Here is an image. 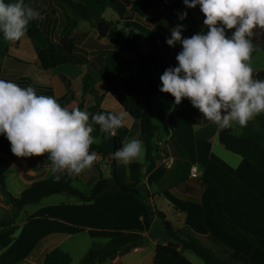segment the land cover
<instances>
[{
	"label": "crops",
	"instance_id": "obj_1",
	"mask_svg": "<svg viewBox=\"0 0 264 264\" xmlns=\"http://www.w3.org/2000/svg\"><path fill=\"white\" fill-rule=\"evenodd\" d=\"M139 1L133 0L125 6L130 8ZM148 4L144 20L160 39L159 44L147 42L146 46L142 45L145 52L150 49L148 57L155 88L151 118L158 128V133L151 142L155 159L152 164L145 162L141 172L142 184L151 194L150 203L156 211L165 215L174 229L189 230L203 245L210 247L209 239L214 238L228 250L247 256L251 264H264L263 250L227 233L217 224L211 207L212 195L208 188L214 185L222 187L223 212L241 232L264 239V171L256 170L249 161L226 150L218 139L219 128L203 119L190 101L185 99L176 105L173 97L159 91L160 76L167 68L177 66L176 56L181 51L179 44L175 47L166 44L170 29L183 24L185 30L182 37H190L205 30V18L197 10L185 8L183 0H148ZM185 11L186 19L179 20L178 13ZM226 34L231 35L228 31ZM14 43L12 47L8 41L0 40V79L12 81L21 87L32 86L37 94L53 96L58 102L68 94L64 81L66 79L70 82L74 99L65 101L64 106L70 109L76 107L79 104L76 101L81 99V110L90 114L96 102L99 109L104 111H126L110 93L105 92L106 86L103 82H97L82 99L85 66L65 63L43 71L34 65L37 46L32 40L22 38ZM124 56L128 58V55ZM250 63L254 76L264 73L262 46L256 47ZM69 68L77 70L73 77L67 74ZM73 79L76 80V88ZM121 128L127 129L124 142L130 139L133 132L139 139L138 122L131 115ZM228 129L232 135L252 140L264 150V113L255 116L243 128L234 124ZM93 136L100 138V143L93 145L112 150L115 134L107 140L99 132V126L94 125ZM10 155V143L4 136H0V156L8 159V169H14L13 174L22 183L24 190L32 183L52 176L51 162L46 156ZM165 155L173 159L172 168H163L158 164L160 160L156 158ZM101 158L96 153L94 163L100 162ZM92 166L81 174L89 173ZM5 174L6 171L3 176ZM3 176L1 181L6 188ZM110 176L111 173L107 178ZM110 189L89 203H81L66 195L68 197L58 200L49 196L38 203L29 204L34 207L26 224L33 220L45 225L36 226L34 229L36 242H39L36 249L43 250L39 253L40 257H50V264H71L73 259L75 262L78 259L82 261L93 243L102 239L103 233L119 231L124 237L143 238L144 241L135 247L121 249L114 259L104 264H205L188 251L170 248L164 241L165 231L156 236L151 234L156 219L149 217L138 197L112 191V186ZM110 237L123 238L117 235L108 236L105 238V245ZM69 241V249L65 247L66 249L58 253ZM40 257L32 260L31 264H41Z\"/></svg>",
	"mask_w": 264,
	"mask_h": 264
},
{
	"label": "clouds",
	"instance_id": "obj_2",
	"mask_svg": "<svg viewBox=\"0 0 264 264\" xmlns=\"http://www.w3.org/2000/svg\"><path fill=\"white\" fill-rule=\"evenodd\" d=\"M187 9L199 6L205 30L182 37L183 24L170 29L169 47L181 46L177 66L160 76L159 91L185 99L203 119L220 129L234 124L243 128L264 113V79L254 78L250 63L256 50L254 29L264 30V0H183ZM41 13L25 0H0V34L7 41L25 37L29 24ZM187 12L178 13L183 21ZM227 35L228 30H233ZM130 119L127 111L90 114L77 107L62 106L53 96L37 94L32 86L0 79V136L10 143L16 157L46 156L54 180L61 175H80L96 160L91 146L94 125L104 138L114 135ZM139 139L122 142L110 153L113 160L130 164L143 158Z\"/></svg>",
	"mask_w": 264,
	"mask_h": 264
},
{
	"label": "trees",
	"instance_id": "obj_3",
	"mask_svg": "<svg viewBox=\"0 0 264 264\" xmlns=\"http://www.w3.org/2000/svg\"><path fill=\"white\" fill-rule=\"evenodd\" d=\"M61 11H68L74 18L89 22L93 18L100 19L104 11L111 9L118 19L129 31L127 36L119 33L115 27H110L106 36L107 43H93V49L88 46L79 47L75 40L65 35L56 42H48L37 51V59L34 65L43 71H48L58 65L69 63L83 65L86 73L82 78V98L90 92L97 82H103L106 93H110L138 122L139 140L145 148V162L152 164L155 159L151 142L158 133L157 126L152 121V103L154 96V81L148 52L143 50L139 40L144 36L146 42L160 43L156 33L144 20L149 8L148 0H140L134 6L127 8L120 0H41ZM67 17V16H66ZM70 17H67L69 20ZM102 22V21H101ZM72 25H75L74 22ZM74 27V26H72ZM234 31V30H233ZM67 35V34H66ZM78 35V34H77ZM35 45L41 46L43 40L36 27V20L32 21L25 35ZM76 38V37H75ZM257 46V45H256ZM264 48V46H262ZM131 55L126 58L124 55ZM134 62V63H133ZM254 78L264 79V73H259ZM68 94L59 103L64 106L66 100L73 101L74 96L70 82L64 79ZM139 89L137 88V86ZM82 109L83 103L76 105ZM91 114L107 113L99 109V104L93 106ZM192 118V117H191ZM127 129L119 128L113 137V152L122 146ZM219 142L226 150L239 155L249 161L256 170L264 171V150L249 139L239 138L231 134L228 128L218 129ZM90 151L107 157L108 149L92 145ZM111 176L98 181L90 193H82L71 186V177L65 173L61 175L59 182L54 180L53 174L46 180L36 181L25 189L18 197L8 194L1 181V177L10 167V163L0 156V190L11 201L15 212L21 211L29 204L38 203L52 195H69L81 203H89L109 192L117 191L123 194H132L141 200V203L151 216H157L165 231L164 241L170 248H180L198 257L205 264H251L247 256L233 252L225 248L218 240L210 238V247L204 246L187 229H174L165 215L156 211L152 213L147 206L150 192L142 184L141 172L143 165L131 162L127 166L118 165L115 160L110 164ZM212 198L211 207L217 224L227 233L244 240L254 247L264 251V239L254 238L241 232L225 215L222 209V187L218 185L208 186ZM1 227L8 228L7 232L0 235V251L8 247L13 241V235L17 229L12 222H2ZM144 241L143 238L110 237L104 247L93 245L80 264H104L116 257L123 248L135 247Z\"/></svg>",
	"mask_w": 264,
	"mask_h": 264
},
{
	"label": "rangeland",
	"instance_id": "obj_4",
	"mask_svg": "<svg viewBox=\"0 0 264 264\" xmlns=\"http://www.w3.org/2000/svg\"><path fill=\"white\" fill-rule=\"evenodd\" d=\"M120 1L125 3V5H127V4H130V2H132L133 0H120ZM25 3L29 4L32 8H34L35 10L41 13L40 18L36 20V27L38 31L41 33L43 42L40 47L36 45L37 51L39 49H42V46L46 45L48 42L50 41L56 42L64 35L66 37L68 36L70 38H73L78 46H88L89 49H93L94 42L95 43L101 42L99 44H106L107 40L105 38H100L97 33V25L101 21L106 22L107 24L110 25V27H115L116 30L119 33H121L123 36H127L128 31H129V29L126 26H124L120 20H118V17L116 16V14L109 8H107L104 11L100 19L93 18L92 20L87 22V21H82L78 18H74L68 11H61L60 9L52 6L50 2H46L43 5V2L41 0H25ZM194 9L197 10V12H199L203 16V14L200 12L199 6H197ZM66 16L70 17L69 20L67 19ZM71 22H74L75 25H72L73 23ZM233 30H228V32H230L231 34ZM24 38L28 39L27 37H24ZM0 40L1 41L5 40L2 34H0ZM8 42L10 43V46L12 47L15 44L14 41H8ZM139 42L143 46H146V44H148L144 36L143 38L141 37ZM127 57L132 58L131 55ZM75 73H77V70H74L71 68L68 69L67 74H69L71 77H73L72 75H74ZM74 82H75V88H76V80H74ZM137 88L139 89L138 86ZM80 101L81 99L77 100L76 102L82 103ZM134 138L138 139V137L135 136L133 132L129 140L134 139ZM109 139L111 138L108 137L107 140ZM108 151L109 152L107 154L112 153L113 148L112 150H108ZM153 152H154V148H153ZM10 156H14V155L12 154ZM101 157L102 158L100 162L94 163L95 165L92 166V170L86 175L80 174L78 176L76 175L70 176L71 186L75 190H78L79 192H82V193H90L95 184L94 182L107 179V177L109 176V173L112 172V168H110V165H109L110 163H108L107 157H103V156ZM159 157H157L156 159L160 160L158 164L161 167L167 168V169L172 168L173 164L170 167H168L166 164L167 161L165 162V160L168 158L167 155L161 158ZM144 158H145V148H144L143 158L139 160H134L132 162H137V163H140L141 165H145ZM116 162L118 165L123 164L122 162H118V161ZM13 171L14 169L6 170L5 176H3V181L6 183V188L4 189L11 196L18 197L24 191V188H23L22 183L17 179V176L13 174ZM63 197H68V196L53 195L50 198L54 200H58V199H62ZM147 206L150 208L152 213L156 212V210L153 208L152 204L150 203L149 198L147 199ZM33 207L34 206L29 205V206H26L21 211L15 212L11 201L0 190V235L2 233L7 232V229H8L5 227H1L2 222L8 223L10 221L13 223L14 226L17 227V230L13 235L12 244L9 247H7L8 248L7 250L4 249L6 251L3 250L0 252V254L2 253L0 256V264H31L32 260L39 259L40 257L39 253H42L43 250L36 249L39 245V242H36V239H35L36 234L34 232V229L36 228V226H40L41 224H39L38 222H34L33 220L28 221L26 224V220L29 219V214H30V211L33 210ZM157 209L160 210L158 207ZM149 217L152 218L153 220L156 219V223L151 229V234L156 236V235L164 233L161 220L157 216L150 215ZM127 219L128 221H130L129 216L127 217ZM23 224L24 225L26 224V226H23ZM135 224L137 225V222H135ZM41 226L45 227V225H41ZM111 235H117L119 237L125 236L123 233H120L119 231L115 233H105V234L103 233L102 235L103 237H101L102 239H100L99 241H95L93 245H96L97 247H104L105 246L104 243L106 242L105 238ZM70 243L71 241L67 242V245L64 246L63 248H60L58 253H61L62 250L66 248L69 249ZM204 246H206V244H204ZM206 247H209V246H206ZM56 255L58 254L56 253ZM40 259H42L41 264H50V260H51L50 257H46V255H44L40 257ZM80 260L81 259H78V261L75 262L73 259V262L71 264H80L81 262ZM57 264H63V262H57Z\"/></svg>",
	"mask_w": 264,
	"mask_h": 264
},
{
	"label": "water",
	"instance_id": "obj_5",
	"mask_svg": "<svg viewBox=\"0 0 264 264\" xmlns=\"http://www.w3.org/2000/svg\"><path fill=\"white\" fill-rule=\"evenodd\" d=\"M110 29V25L106 22L102 21L97 25V33L100 38H106ZM254 35L252 37L254 45L257 46H264V30L262 29H254ZM107 161L111 163L113 159L111 158L110 154H107Z\"/></svg>",
	"mask_w": 264,
	"mask_h": 264
},
{
	"label": "built area",
	"instance_id": "obj_6",
	"mask_svg": "<svg viewBox=\"0 0 264 264\" xmlns=\"http://www.w3.org/2000/svg\"><path fill=\"white\" fill-rule=\"evenodd\" d=\"M112 136H114V135H112ZM166 161H167V162H166ZM165 162H166L167 166L170 167V166L172 165V163H173V159H172L171 157H168V158L165 160ZM191 176H192V177H195V174H194V173H191Z\"/></svg>",
	"mask_w": 264,
	"mask_h": 264
}]
</instances>
